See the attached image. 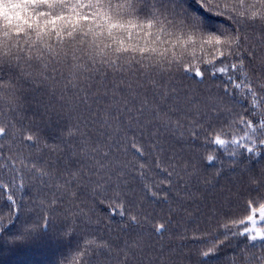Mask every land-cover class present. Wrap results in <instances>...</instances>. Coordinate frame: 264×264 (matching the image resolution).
Here are the masks:
<instances>
[{"label": "snow or ice", "instance_id": "snow-or-ice-1", "mask_svg": "<svg viewBox=\"0 0 264 264\" xmlns=\"http://www.w3.org/2000/svg\"><path fill=\"white\" fill-rule=\"evenodd\" d=\"M184 2L0 0L19 13L0 16V193L10 206L9 226L25 207L22 197L15 198L25 180L34 182L40 210L35 223L11 234L8 243L47 234L62 206L91 222L84 201L77 204L84 194L102 197L110 218H121L116 229L111 219L105 225L107 240L93 241L92 254L109 262L177 264L183 242L192 240L205 245L196 252L197 264H209L239 238V264H264V169L256 174L246 166L242 213L221 219L213 203L203 233L189 236L182 224L199 211L198 201L213 195L197 160L205 168L219 160V178L225 163L235 170L245 160L264 158V0H196L232 21L230 30L207 28ZM181 71L196 84L207 73L222 85L207 94L185 88L176 83ZM18 80L47 96V103L37 100L44 109L37 114L64 120L60 138L67 156L18 117ZM186 143L220 155L189 156ZM161 202L167 215L150 208ZM6 232L0 221V238Z\"/></svg>", "mask_w": 264, "mask_h": 264}, {"label": "trees", "instance_id": "trees-1", "mask_svg": "<svg viewBox=\"0 0 264 264\" xmlns=\"http://www.w3.org/2000/svg\"><path fill=\"white\" fill-rule=\"evenodd\" d=\"M184 7L190 14L201 17L204 25L212 30H230L235 25L228 18L224 16L214 15L206 12L203 8H200L196 0H185ZM5 15V10L0 3V16ZM16 16L19 13L15 12ZM203 68V66H201ZM26 72L38 71L36 67H25ZM205 82L203 84H196L191 76H184L183 72L177 74L176 83L187 88L189 85L198 88L202 93L207 94L209 91L212 93L217 92L218 86L222 85V81L216 79L213 81L205 74ZM27 79V77H26ZM19 88L16 89V97L18 101V117L23 118V122L26 125L31 124L33 129L38 132L42 139L49 143L58 145L61 149L60 155L67 156L69 153V147L61 142V131L65 127L64 120L58 118L55 115L41 116L37 113H42L43 108H38L37 100L43 99L45 103L48 102V98L43 93H38L33 88L32 84L19 81ZM241 97L236 98V108L239 107V101ZM229 105H232V101H228ZM59 107L58 105L56 106ZM7 112L8 110L5 109ZM66 115V113H65ZM71 127V123H68ZM67 140L68 137L65 134L63 137ZM75 146V145H73ZM177 150L181 149L180 145H176ZM183 150L185 154L193 157H198L201 153L216 154L213 153L211 147L197 148L191 144H184ZM131 158V157H130ZM223 157H221L222 159ZM3 162L0 161V164ZM200 166L201 176L203 181L205 178L212 181L213 188L212 194L208 200L203 202H197L199 204V211H191V215L186 216L182 224L188 229L189 236L194 231L200 230L203 233L206 229V217L210 211L209 205L215 204L218 211V217L223 218L224 213H242L243 201L248 191L247 179L248 173L246 166L252 168L256 174L264 169V158L260 161L252 160L247 161L240 165L235 170H230L227 163L224 165V175L219 178L215 177L217 167L220 166L219 160L216 165L207 167L203 165L202 161L197 160ZM4 180L8 179L7 175L3 176ZM34 182L25 180V191L21 193L17 191L15 198L17 201L23 199L25 207L22 209L18 218L14 220L9 226V214L10 206L7 203L6 195L0 193V221H2L7 227V232L3 238H0V264H115V261L109 262L105 256L93 255L91 249L94 247L93 241H99L101 238L107 240L109 233L107 232L105 225L111 224L113 229L119 226L120 217L109 216V205L107 202H102V197L90 198L88 195L82 194L80 199L77 200V204L80 201H84L86 205L84 210L87 212L88 220L80 216L76 212H66V206H62L57 209L56 213L52 217V222L49 225L47 234L42 235L39 239L28 241L19 244H10L8 241L11 239V234L17 233L23 227L33 225L39 218L40 210L35 206L36 197L38 195L37 189L32 186ZM151 209L155 210L156 214L167 215L168 205L164 203H152ZM196 205H191V209H195ZM175 229V225L173 226ZM183 230V229H181ZM111 235L115 236L113 232ZM210 238V237H209ZM177 243H180L177 241ZM187 245L183 249L184 254L175 257L177 264H197L199 257L196 255L198 248L205 247L199 241L187 240L183 242ZM243 241L239 238L232 240L231 244L222 247L219 250L218 255L210 258L209 264H230L232 260H236L239 264V249L242 247ZM89 252L87 258L81 254L83 252ZM236 254V255H234Z\"/></svg>", "mask_w": 264, "mask_h": 264}, {"label": "clouds", "instance_id": "clouds-1", "mask_svg": "<svg viewBox=\"0 0 264 264\" xmlns=\"http://www.w3.org/2000/svg\"><path fill=\"white\" fill-rule=\"evenodd\" d=\"M4 10H5V15H7V13H13V14H15V9L14 8H12V7H10V6H5L4 7Z\"/></svg>", "mask_w": 264, "mask_h": 264}]
</instances>
